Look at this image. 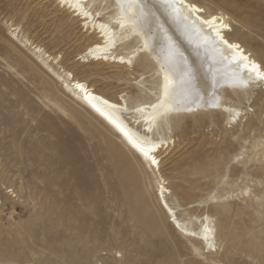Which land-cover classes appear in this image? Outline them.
<instances>
[{"label": "rangeland", "instance_id": "obj_1", "mask_svg": "<svg viewBox=\"0 0 264 264\" xmlns=\"http://www.w3.org/2000/svg\"><path fill=\"white\" fill-rule=\"evenodd\" d=\"M194 1L229 16L264 67V0ZM99 5L100 19L115 15L111 0ZM93 36L57 0H0V264H264V82L223 91L242 110L235 121L201 108L153 134L170 143L166 200L190 230L211 225L209 249L170 221L159 177L66 87L62 70L129 105L158 97L142 56L131 68L80 59Z\"/></svg>", "mask_w": 264, "mask_h": 264}, {"label": "bare ground", "instance_id": "obj_2", "mask_svg": "<svg viewBox=\"0 0 264 264\" xmlns=\"http://www.w3.org/2000/svg\"><path fill=\"white\" fill-rule=\"evenodd\" d=\"M104 1L106 0H80L77 4L75 0H67L66 3L57 0L60 6L82 20V25L89 34H94L93 41L80 53V59L97 63H114L131 68L134 66V58L142 56L152 64L156 63L159 77L158 97L149 102L129 105L124 96L111 98L98 91L88 81L62 70L63 73L65 72L63 79L66 87L95 117L111 128L112 133L138 158L140 163L159 177L158 195L164 206L172 213L173 218L170 221L184 232L197 236L210 249L215 246L211 225L203 224L199 232L190 230L180 222L166 200V192L169 190L161 175L160 155L163 150L167 151L170 143L164 137L154 138L153 134L164 119L191 113L201 108L220 110L228 114L230 121H235L242 110L223 102V91L233 89V92H236L253 84L263 83L264 67L257 57L232 37L230 30L233 28L229 16L222 12L207 10L194 0H175V7L179 10L175 14L171 9L162 7L159 0H145L164 29V32H158L153 25L155 35H151L147 28L131 26L119 28L116 21L122 14L118 0H111L115 7V15L109 19H100L96 16L94 7ZM193 6L199 11H194ZM82 10L91 12V17L81 15ZM206 21L210 22V26L209 23H205ZM101 25L106 27L102 28ZM217 31L220 37L228 42L227 45L216 36ZM166 36L175 44L176 55H170L166 48ZM146 41L147 47H145ZM121 45L133 49L128 53H120L118 49ZM228 45L238 47L230 48ZM35 49L40 56L46 55L41 47L35 46ZM181 54L183 60L179 58ZM253 65L258 66L256 71H253ZM185 66L196 73L192 94H198L199 102L193 105L190 100L184 99V90L178 89V98L182 101L179 105L180 110L161 117L159 113L163 109L153 108V105H157L158 101L163 99L164 76L167 74L169 79L177 81L184 75ZM48 68L61 77L49 65ZM257 72L260 75H257ZM189 107L192 108L191 111L185 110ZM108 146L116 159L129 165L124 154L117 151L118 147L114 140H110ZM153 158L156 160L155 164L151 163Z\"/></svg>", "mask_w": 264, "mask_h": 264}, {"label": "snow or ice", "instance_id": "obj_3", "mask_svg": "<svg viewBox=\"0 0 264 264\" xmlns=\"http://www.w3.org/2000/svg\"><path fill=\"white\" fill-rule=\"evenodd\" d=\"M62 3H66L67 0H61ZM77 4L80 3V0H75ZM121 9V18L117 19L116 24L119 28L124 29L126 26H131L133 28H147L151 35H155L156 32L153 31V25H155V29L158 32H164L162 24L159 22L156 14L151 10V7L145 2V0H118ZM159 3L162 7L171 9L175 14L179 10L175 7V0H159ZM83 6L81 5V8ZM194 11H199V9H195ZM81 15L85 17H91L92 13L89 11H81ZM101 13L96 12V16H100ZM215 19V18H213ZM209 23L210 22H205ZM101 27H106L105 25H101ZM216 36L222 40L224 44H228L227 41H224L222 37H220L219 32H216ZM166 40V48L168 49L170 55H176V47L175 44L171 41L170 37H165ZM145 47H147V41L145 42ZM228 47H238L234 45H228ZM180 60H183L182 54L179 56ZM247 59V57H245ZM131 61H129L130 63ZM258 66L253 65V71H256ZM257 75H260L257 72ZM196 77V73L187 69L185 66V73L181 76L177 81H173L169 79L168 75L164 76V93L163 99L158 101L157 105H153V108H161L163 109L159 115L161 117L166 116L171 112H175L180 110L179 105L182 103L181 99L178 98V89L184 90V99L190 100L193 105H197L199 102L198 94L193 95L194 91V80ZM185 110L191 111L192 108H186ZM238 115V114H237ZM147 156V153H145ZM152 164L156 163V160L153 158L151 160Z\"/></svg>", "mask_w": 264, "mask_h": 264}]
</instances>
